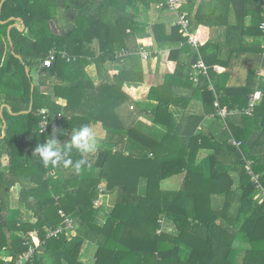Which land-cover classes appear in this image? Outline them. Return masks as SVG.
Segmentation results:
<instances>
[{"label": "trees", "instance_id": "obj_1", "mask_svg": "<svg viewBox=\"0 0 264 264\" xmlns=\"http://www.w3.org/2000/svg\"><path fill=\"white\" fill-rule=\"evenodd\" d=\"M52 2L0 0V107L5 104L11 109L9 113L4 109L0 116V264H18L30 248L33 254L25 264H83L80 255L85 241L95 249L93 264H264V201H254L259 191L245 169L249 165L264 189V76H257L259 68L247 69L245 85L228 83L234 60L264 57L262 0H219L208 13L201 5L195 16L197 0H185L181 10L188 13L189 30L199 40L197 49L187 44V36L178 26L157 21L150 25L148 11L164 0H64V8L77 14L74 28L65 36L46 30L51 12L59 5L57 0ZM157 11L166 15L164 7ZM15 20L25 25L33 40L12 28L11 52L6 35ZM150 26L158 47L170 48L167 73L162 85L148 89L145 102L136 103L135 120H146L134 121L125 129L115 109L118 102L128 100L120 95L125 83H143L140 50H147L148 62L160 58L149 44ZM199 27L209 30L206 42ZM92 41L96 52L87 49L85 53L83 49ZM123 51L127 54L119 53ZM51 52L55 59L50 67H43ZM181 55L186 62L181 63ZM199 57L208 67V77L199 75L195 83L193 65ZM108 62L116 64L115 83L95 90L84 67L94 63L100 69ZM215 65L226 71L216 73ZM260 65L264 71V58ZM34 68L58 72L63 85L55 88L56 95L63 92L78 101L84 82L99 92L95 120L101 122L107 136L95 157L71 150L73 162L85 158L91 164L79 175L71 167H44L34 154L53 134L51 126L39 132L41 117L47 116L51 125L61 112L69 115L76 103L68 98L60 108L49 102L33 86L29 72ZM69 76L78 80L69 82ZM181 92L190 96L182 97ZM256 92L260 100L247 114ZM105 95L111 100L104 101ZM87 98L89 103L95 100ZM193 101L201 104L198 114L186 113ZM31 102V111L26 113ZM217 109L224 110L226 118L216 115ZM82 114L69 120L72 125L86 124L88 116L84 110ZM208 115L222 120L224 130L238 144L199 133V125ZM54 124L57 130H65L69 123L63 117ZM153 125L165 129L158 140L149 135ZM203 148L212 153L195 163ZM3 155L9 159L8 173L1 172ZM182 174L179 191L160 190L162 181ZM141 179L143 194L139 193ZM15 186L19 187L18 206L11 209L9 193ZM115 190L111 213H105L101 205L94 206L102 193L106 196ZM212 194L224 195L220 209L211 207ZM236 197L238 209L232 217L229 212ZM98 215L103 216L102 223L96 222ZM67 219L72 221V233L84 229V235H67ZM163 220L172 223L175 236L163 229ZM59 228L61 233L47 237L49 231Z\"/></svg>", "mask_w": 264, "mask_h": 264}, {"label": "crops", "instance_id": "obj_2", "mask_svg": "<svg viewBox=\"0 0 264 264\" xmlns=\"http://www.w3.org/2000/svg\"><path fill=\"white\" fill-rule=\"evenodd\" d=\"M49 3H53L52 0H47ZM219 0H197L195 7L193 9V13L192 16H195L197 10L199 9V7L201 5H204L205 9V13L210 12L211 9L215 8L218 5ZM58 4L57 7H55L56 9H54L51 12V17L49 19L48 25L46 27V30L50 31L51 33H53L54 35L57 36H65L71 29L74 28L75 24H76V17L77 14L75 11L70 10V9H66L64 8V6L62 5V2H64V0H57ZM56 6V5H55ZM147 18L149 20L150 25L153 24L154 22H164L166 23V25L168 24H174V18L168 14L166 15H161V13H159L156 9V7L154 5H152V9H150L147 13ZM163 20V21H162ZM231 21V18H230ZM246 23H249V19L247 18ZM175 25V24H174ZM19 28H18V27ZM12 28H17L20 32L23 33V35L30 39L33 40V37L29 34L28 30L26 29L25 25L20 22V20H15V22L11 25L8 26L7 28V39H8V43H9V48H11V52H13L12 50V43L10 41V36H9V32ZM201 32H202V40L204 42H206L209 38V30L207 28L204 27H199ZM148 31L150 32V46L152 47V50L156 53L159 54L160 58L159 60H155L152 59L151 61H146L142 63V67H143V74H144V78H143V83H138L139 87L140 86H144V92L141 93V95H139V92H136V86L137 84H127L125 83L123 85V88L121 89V94L120 95H125L128 97V100L124 101V102H118L117 107L115 109V113L116 116L118 117V119L120 120V122L122 123V125L125 127V129H129L130 127L133 126L134 121H145L146 119L143 117L142 118H138L135 120V116L134 113L131 112L130 107L135 104L136 107V103L138 102H145L146 100V96H147V91L150 87L152 86H160L163 84L164 82V77L165 74L167 73V65H166V58H167V54L170 48L165 47V48H159L157 43L155 42V39L153 37V34L151 32V26L148 28ZM194 33V32H193ZM194 35L196 36V34L194 33ZM80 37V36H79ZM197 38V37H196ZM198 40V39H197ZM199 41V40H198ZM6 42V41H5ZM181 44V43H180ZM7 45V43H6ZM87 46H85L86 48L83 49L85 53H88V51L92 52H96V42L92 41L89 44H86ZM263 48H264V42H263ZM88 49V51H87ZM112 49L114 50L113 46ZM7 52V51H6ZM117 52V49H116ZM53 53V52H51ZM50 53V54H51ZM121 53V52H119ZM19 57V56H18ZM20 58V57H19ZM264 58L263 55L262 56H256L254 59L248 60L246 59V57H239L237 60H240V64L238 63L237 60H234L231 68L233 67L232 71H231V75L229 78V85L231 86H238V85H245L246 84V79H247V67L249 65V67L253 68V69H258L257 70V76L258 77H263L264 76V71L260 65V60ZM181 63L186 62V57L185 55H181ZM124 64V63H123ZM242 64V65H241ZM260 65V66H259ZM218 66V65H215ZM172 68V66H170ZM222 67V66H220ZM48 68V67H47ZM223 68V67H222ZM43 70L42 68H34L29 72V76L32 80L33 86H38L41 93L45 96L49 97V102H53L56 106H59L60 108H64L66 106L67 100L68 98L75 100L76 103L73 102L74 105H72V109L70 110L69 115L64 116V111L61 112L59 114L58 117H56L57 119L54 120V122L50 125L52 128V132L53 129H57V127L55 126V122L56 121H60L61 118L64 117V119L66 121H68L69 124H67V128L65 130H63V132L65 134L61 135L60 128H58V133L61 135V143L66 142L67 140L70 139V133L73 130L72 126L74 127H82L80 126L81 124L78 125H72V122L69 121L71 120V118L73 116L76 115H83V110H84V114H87L85 116H88V121L86 122V124H83V126L87 125L90 126L94 132L96 133V139H97V149L96 151L90 153L89 155H91V157H95L96 152L99 150V148L102 146L104 139L107 136V132L103 129V126L101 124L100 121H96L95 117H96V111L95 109H97L99 107L98 103H100V97L97 96L99 94V92H94L93 89L91 88V85L93 86V88L96 90L99 86L101 85H108V86H112L115 82H114V76L116 74V64L113 62H108L105 64H101L100 69L95 66L94 63H89L88 65H86L84 67V72L85 74L88 76L91 85L88 83L86 84L84 82V86L85 88L79 93L83 95H81L80 100H76V96L74 95H69V94H65L63 92L62 95H56L57 91L55 88L57 86H61L63 85V83L60 80V77L58 76V72L54 73V74H49L47 71H39V70ZM224 69V68H223ZM226 70L224 69V72ZM263 72V74H260L259 72ZM152 77V84H150L147 87V83L145 82L147 77ZM257 77V78H258ZM67 79H69V82L72 80L73 82H75V80L78 78H75L73 76H69L67 77ZM80 81V80H79ZM82 82V81H81ZM61 84V85H60ZM65 85V84H64ZM135 85V87L133 86ZM138 91V90H137ZM76 95V94H75ZM88 95L90 97H95V100H93L92 102L95 103H89L88 102ZM180 96H190V94L188 92H181ZM107 97V98H105ZM111 97V96H110ZM87 98V101H86ZM102 99L105 101L107 99H109V101L111 100L109 98V95H105L102 97ZM31 106H32V102H31ZM81 108V114L79 112V109ZM6 109V111L9 113L11 112V109L9 106L3 104L0 107V116H2V112L3 110ZM137 109V107H136ZM31 110L29 108V110L26 113H29ZM135 112V111H134ZM199 112H201V104L197 103L196 101H193L191 103H189L187 109H186V113H191V114H198ZM25 113V112H23ZM181 113V112H180ZM179 114V113H178ZM83 117V116H82ZM222 121V120H221ZM217 119H213L211 117V115H208L207 117H205V119L202 121V123L199 125L198 128V132L203 134V133H212L216 135V139L219 142H224L227 141L229 142L232 139L231 133L228 130H224L226 126H224L223 121L221 122ZM150 125V124H148ZM5 124L2 127V137H4V130H5ZM50 128V127H49ZM68 128H71L70 130ZM76 128V129H78ZM227 128V127H226ZM165 132V129L159 126H152L150 128V132L149 135L154 139V140H158L162 134ZM58 135V134H57ZM103 135V136H102ZM212 151L207 149V148H203L200 149L198 154L196 155V159H195V163H199L203 158L207 157L209 154H211ZM90 159V158H89ZM1 172L4 173H8L9 172V159L7 155H3L2 159H1ZM232 174V173H231ZM50 178L55 179L56 176L54 174H50L49 175ZM184 180V174L182 175H178V176H174L170 179L164 180L160 183V190L161 191H179L181 188V185L183 183ZM143 179H141V185L139 188V193L143 194L144 193V183H143ZM143 183V184H142ZM103 185L100 187V190L103 189L102 188ZM18 193H19V187L15 186L10 190L9 196V204L11 209H15L18 206ZM112 197V200H111ZM107 198H109V204H106L104 202H107ZM238 198H235V201L232 204V207L230 209L229 215H231L232 217H234L237 213V209H238ZM116 199H117V190H115L113 193L104 196L103 193L101 195V198L98 199V204L101 205L103 207V211L105 213H111L115 203H116ZM211 207L213 209H220L222 207L223 201H224V195H218V194H212L211 195ZM254 201L257 204H260L264 201V198L260 195V193L255 197ZM96 222L98 223H102L104 218L103 216H97L96 217ZM162 225H163V229L170 232L171 235H176V232L173 229V225L170 222H167L165 220L162 221ZM242 244L241 243H237V247H241ZM85 249H89V253L86 255L85 253ZM94 247L91 243L85 241V243L83 244L82 250H81V255H80V261L83 264H93L94 262ZM40 252V251H39ZM93 253V256L91 255ZM93 258V259H92ZM6 261H9L10 258L9 257H4L3 258ZM23 264V263H21Z\"/></svg>", "mask_w": 264, "mask_h": 264}, {"label": "built area", "instance_id": "obj_3", "mask_svg": "<svg viewBox=\"0 0 264 264\" xmlns=\"http://www.w3.org/2000/svg\"><path fill=\"white\" fill-rule=\"evenodd\" d=\"M184 4H185V0H164V2H162L156 6V9L159 10V9H162V7H164L166 14H168L174 18V24L180 28L181 32L186 34L187 44L190 47L197 49L199 43H198V40H197L196 36L194 35V33L189 30L190 29V23H189V19H188V13L186 11L181 10L182 5H184ZM262 16L264 19V0H262ZM262 27L264 29V21H263ZM121 53L127 54L126 51H123ZM140 56H141L143 61H146L148 59L149 54H148L146 49L142 48L140 50ZM54 59H55L54 53H51L49 55V57L43 61V67H50L51 63L53 62ZM213 70L216 73H222L224 71V69L220 66H213ZM199 75H203L205 77H208V67L206 66V64L203 62V60L200 57L197 60V62H195V64L193 65L192 80L195 83L198 82V76ZM259 100H260V94L258 92L254 93L252 95L251 99L249 100L248 107L245 110V113L250 114L254 104H256ZM130 109H133V107L131 106ZM216 115H218L219 117L224 119V118H226L227 113L224 110L217 109ZM49 127H50V122H49L47 116L43 115L41 117L40 122H39V132L40 133L46 132L49 129ZM230 142L232 144H238L234 140H231ZM245 169L247 171V174L251 176V181L253 183H255L256 188L259 191L260 195L264 198V189L258 183L259 182V176L255 175L251 172L249 165L246 166ZM96 205H98V201L94 202V206H96ZM61 215L63 216V214H61ZM65 223H66V234L72 235L73 234L72 233V221L70 219H67L65 221ZM61 232H62L61 228H59L58 230H55V231H49L47 233V237L57 236ZM32 254H33V249L30 248L27 252L23 253L22 256H20V260H19L18 264H21V263L25 264L27 259L29 257H31Z\"/></svg>", "mask_w": 264, "mask_h": 264}, {"label": "clouds", "instance_id": "obj_4", "mask_svg": "<svg viewBox=\"0 0 264 264\" xmlns=\"http://www.w3.org/2000/svg\"><path fill=\"white\" fill-rule=\"evenodd\" d=\"M57 129H53V134L47 139L46 143L40 144L35 148L34 154L38 155L44 167H71L74 174L79 175L85 166L91 167L89 161L81 158L75 162L70 158V152L74 148L83 157L96 151V133L90 126H82L74 129L70 133V139L61 143L57 138ZM60 134H65L59 130Z\"/></svg>", "mask_w": 264, "mask_h": 264}, {"label": "rangeland", "instance_id": "obj_5", "mask_svg": "<svg viewBox=\"0 0 264 264\" xmlns=\"http://www.w3.org/2000/svg\"><path fill=\"white\" fill-rule=\"evenodd\" d=\"M163 21V20H162ZM238 61V63L240 62V60H237ZM240 64V63H239ZM242 65V64H241ZM249 66H251V65H249ZM247 67L248 69H253V68H251V67ZM224 72V71H223ZM260 74H263V72H259ZM152 80H153V78L150 76L149 78L147 77V79H146V83L148 84L147 85V87L146 88H148V86L150 85V84H152ZM135 84H137V86H136V92H139V95H141V93H143L145 90V88H144V86L142 87V86H140L139 87V85H138V83H135ZM134 87H135V85H133ZM138 90V91H137ZM141 92V93H140ZM132 107H133V109H130L131 110V112H134V111H136V107H135V104H133L132 105ZM103 136V135H102ZM111 200H112V197H111ZM107 202H104V203H106V204H109V198H107V200H106ZM97 206H99V204L98 205H96L95 207H97ZM31 220H32V218H31ZM77 232V233H76ZM74 231L73 232V234L72 235H75V234H81V235H84V229L82 230V229H80V231ZM95 250V249H94ZM94 252V251H93ZM85 253H86V255L89 253V249H85ZM92 256H93V253L91 254ZM93 259V258H92Z\"/></svg>", "mask_w": 264, "mask_h": 264}, {"label": "water", "instance_id": "obj_6", "mask_svg": "<svg viewBox=\"0 0 264 264\" xmlns=\"http://www.w3.org/2000/svg\"><path fill=\"white\" fill-rule=\"evenodd\" d=\"M21 22V21H20ZM18 27V26H17ZM19 28V27H18ZM30 110H31V105H30Z\"/></svg>", "mask_w": 264, "mask_h": 264}]
</instances>
